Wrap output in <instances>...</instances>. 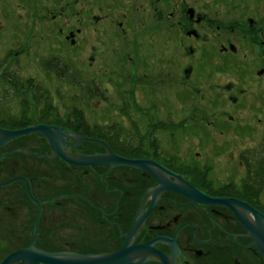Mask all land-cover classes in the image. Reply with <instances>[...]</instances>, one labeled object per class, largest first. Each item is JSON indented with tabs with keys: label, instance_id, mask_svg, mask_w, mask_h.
I'll list each match as a JSON object with an SVG mask.
<instances>
[{
	"label": "rangeland",
	"instance_id": "rangeland-1",
	"mask_svg": "<svg viewBox=\"0 0 264 264\" xmlns=\"http://www.w3.org/2000/svg\"><path fill=\"white\" fill-rule=\"evenodd\" d=\"M60 1L0 0V126L6 128L1 130L13 131L11 128L15 126H48L49 123L61 126L79 113L90 128L104 125L111 128L116 123L133 130L135 125H130L131 120L137 123L144 141L147 140L140 149L148 154L135 153L126 157L113 151L115 155L136 161L151 160L166 169L161 156L165 155L173 160L171 165L183 177L205 192L209 181L215 187H226L225 184L235 179L239 186L243 170L237 162L242 153L257 150L260 145L264 147V75H255L259 68L251 66L240 72L231 71L234 62H228L230 70L215 71L212 64L222 62L216 51L209 54L211 60L208 67H204L202 48L196 49L191 56L187 46L190 40H185L184 45L176 40L174 32L178 28L172 23L178 20L177 15L170 18L165 8L160 17L154 13V7H158V3L152 4L154 0L136 2L140 7L134 8L135 12L141 13L136 15L140 21L135 19L139 30L124 34L118 31L117 37L113 31L109 38L100 34L101 26L107 25L103 20L92 23L93 15H101V2ZM124 2H118L117 19L114 15L110 17L114 25L121 21V14L128 7ZM70 32L75 35L74 45L66 39ZM239 33L241 35L234 36L236 39L241 36L249 39L243 35L245 32ZM255 35L262 39L261 35ZM112 36L115 39L110 44ZM243 37L238 44L240 48ZM135 39L138 43L132 44ZM201 43L196 44L197 47ZM214 45L217 48V44ZM254 49L249 61L258 55L256 49L264 55V49L258 44ZM243 52H239V58ZM190 62L194 63L192 74L184 73ZM7 72L14 76L12 84L16 80L19 88L11 85L12 78ZM99 72L110 75L111 80L105 75L101 77ZM89 87L93 94L91 100L84 95ZM22 90L26 91L24 95ZM132 92L140 107H134ZM231 97H237L235 104ZM152 103L155 107L149 108ZM35 121L39 124L31 125ZM146 127L151 128L147 133ZM8 142L4 152L21 148L16 155L0 163L3 169L0 180L14 175L31 176L17 165L20 161H29L43 164L51 193L57 191L53 192V187L61 189L63 178L71 174L72 178L81 176L82 180L88 177L93 183L96 181L95 167L71 169L58 159L47 162L30 157L37 156L34 154L26 156L24 148L37 154L50 153L43 137L28 134ZM124 143L127 145L128 141ZM106 145L112 149L110 143ZM77 151L92 155L104 152L96 143L83 144ZM14 185L17 184L11 186ZM260 185L264 188V183ZM262 199L264 203V197ZM47 239L51 241V234ZM15 245L16 242L9 240L8 250L0 251V259L12 252ZM91 248L97 249L96 246ZM68 249L69 244L65 243L61 251L68 252Z\"/></svg>",
	"mask_w": 264,
	"mask_h": 264
},
{
	"label": "flooded vegetation",
	"instance_id": "flooded-vegetation-1",
	"mask_svg": "<svg viewBox=\"0 0 264 264\" xmlns=\"http://www.w3.org/2000/svg\"><path fill=\"white\" fill-rule=\"evenodd\" d=\"M95 1L101 2L102 6L99 10L102 16L93 15L92 23L103 20L107 24L103 23L104 25L101 26V35L109 38V34L114 31V35L117 37L118 31L120 34H124L138 29L135 26V19L139 22L140 19L138 20L136 15H141V13L136 14L135 10L137 9L134 8L139 6L136 2L140 3L142 0H125L123 5L127 4L128 7L125 9V13L121 14V21L116 22L115 25L110 17L116 16L115 12L119 8L120 0ZM154 3H158V7H154V13L160 17L163 16L165 8H168L170 18L177 15L178 20L172 23L175 28H178L174 32L177 35L176 40L179 39L180 45H184L185 40H190V44L187 46L191 56L196 49L201 47L204 67H208L211 60L209 54L216 51L215 53L221 56L223 65L220 62L213 63L215 71L230 70L226 63L234 62V68L231 71L240 72L250 69L252 66V69L259 68L256 76L264 75V55L261 56L259 50L256 49L258 55L255 60L249 61V56L254 55L256 44L264 49V32H261L264 30V0H154L152 4ZM80 14L83 16V12ZM144 16L146 17V15ZM141 21L143 22L144 19ZM247 31L251 33H247ZM239 32H245L243 35H247L249 39L243 36L236 39L234 36L241 35ZM255 34L261 35L262 39L258 38V40ZM115 36L111 37L110 44ZM74 37L73 32L66 36L71 45L75 43ZM242 37L243 50L238 45ZM200 42L202 43L197 47L196 44ZM133 43L138 42L135 39ZM214 43L217 44V48ZM240 51H244L242 58L238 57ZM128 60L133 61L130 58ZM198 64H200L199 61ZM192 67H194L193 62L187 64L186 68L188 69L184 70V73L192 74ZM100 74L101 77L105 75L109 81L111 80L110 75ZM90 89L89 87L86 93L89 100L93 96ZM24 94L25 92L22 93V95ZM132 97L134 107H140V103V105L136 104L137 96L134 92H132ZM230 99L234 104L238 100L237 97ZM154 105L152 103L149 108H154ZM35 122L31 125L36 126L38 122ZM48 125L60 127L66 133L73 132L80 137H87L80 135L66 124L58 126L49 123ZM26 127L15 126L11 130L26 129ZM0 129L6 128L0 126ZM29 135L36 138L42 137L38 133ZM71 142L75 143L74 140ZM93 143L98 144L104 152H94L92 155L77 151V148L83 144ZM5 147L0 149V163L6 157L16 155L17 152L12 153L11 151L21 148L4 152ZM23 150L37 155L30 157L42 158L47 162L60 160L54 158L49 161L43 156H49L52 153L50 147L49 154L44 152L37 154L26 148ZM67 151L71 154L87 156L103 155L106 152L99 143L94 141L73 146ZM161 156L165 163L163 166L166 171L168 170V173L158 170V168H153L154 171L162 172L163 177L169 183L178 185L179 180L169 175V171H171L193 186L179 173L178 169L171 165L173 160L165 155ZM60 161L70 165L71 169L95 167L96 181L93 183L88 177H84L82 180L81 176L77 179L76 177L72 178L71 174L63 178L61 189L53 187V192L57 191L51 193L52 187L46 182L43 164H31L29 161L26 163L20 161L17 165L24 168L28 172L27 175L31 176L14 175V177L0 180V184L14 180L0 188L3 191L0 192V251L8 250L9 240L17 243L12 252L0 259V264L13 253L30 249L53 255L54 253H70L93 257L116 253L127 241L126 237L131 233L132 224L137 216H143V220L137 230L132 233L128 240V246L151 242L152 251L147 250L139 255L132 254L129 264H264V256L247 230V224L251 227L258 226L259 216L254 215L253 211L264 215V203L262 202L264 188L245 191L241 185L250 172L253 171L252 174L257 176V171L260 169L264 171V157L239 159L237 166L243 170V175L238 179L239 186L235 184V179H231L225 184L226 187H215L213 182L209 181V185L205 189L206 192L193 186L210 200L217 201L230 197V199L249 205L252 212L244 207L231 208V206L220 203L195 204L175 190H163L158 193L156 189L161 186L159 181L146 170H137L121 165L111 168L107 164L105 166L96 164L94 166H79L66 163L62 159ZM2 172L0 164L1 175ZM12 184L17 185L11 186ZM8 186L11 188L7 189ZM185 199L186 201L183 203L182 200ZM51 201L54 203L49 206L48 203ZM193 208L196 210L192 211ZM238 215L243 219L240 220ZM50 234L52 242L47 239ZM29 235L31 238L27 240ZM65 243L69 244L68 252L61 251ZM93 246H96L97 249H92ZM12 264H26V262L21 260Z\"/></svg>",
	"mask_w": 264,
	"mask_h": 264
},
{
	"label": "water",
	"instance_id": "water-1",
	"mask_svg": "<svg viewBox=\"0 0 264 264\" xmlns=\"http://www.w3.org/2000/svg\"><path fill=\"white\" fill-rule=\"evenodd\" d=\"M32 133H38L40 134L47 142L51 150V154L49 156L43 155L46 157L47 160H51L54 158L62 159L66 163L75 164L79 166H94L96 165H104L107 164L111 168L117 167L118 165L126 166V167H132L134 169H141L146 170L149 173H152L153 176L159 181L160 187L156 189V192L160 193L163 190H170V191H178L183 197H187L192 203H198V204H207V203H220L222 205L231 206V208H235V206L244 207L247 210H250L249 207L243 203L238 202L234 199H218L210 200L204 196L200 192V190L196 188H192L189 183H187L185 180H183L180 176L169 173L170 176H174L177 180H179V184H172L169 183L164 177L162 172H156L153 170V168H158V170L166 171L162 167H160L157 163L153 161H144V160H129V159H123L117 155L114 154L113 150L110 149L105 142L99 140V139H91L87 137H80L73 132L66 133L64 129L53 127V126H43V125H37L36 127L26 128L22 130H15V131H6L0 129V149L5 147L8 141L14 140L15 138L19 136H26V134H32ZM71 140H74L75 143H70ZM97 142L99 143L104 150L106 151L105 154H95L94 156H87V155H80V154H71L69 151H67L68 148H71L73 146L80 145L82 143L87 142ZM19 149H16L18 151ZM16 151H11L12 153H15ZM24 153L33 154L29 151L23 150ZM14 180H11L9 182H12ZM9 182H6L5 184H0V188L6 186ZM10 184V183H9ZM251 212L253 210H250ZM254 215L259 216V222L258 226L251 227L247 224V230L250 232L251 237L254 239V243L257 244V246L260 249L261 254L264 256V215H261L260 213L253 211ZM239 219L242 220L243 218L238 215ZM143 220V216H137L132 224L131 233L126 237L127 241L125 242L124 246L120 249V251L116 253H111L107 256H98L93 257L90 255L82 256V255H74L70 253H54L50 254L47 252H38L37 250H25L20 251L19 253H13L9 256L8 259H6L2 264H12L14 262H19L21 260L25 261L26 264H33V263H49V264H110L112 261H116L118 259L122 258L121 264H129L132 254L139 255L143 252H146L147 250H151L150 244L145 243L142 245H135V246H128V240L131 238L132 233L134 230H137L139 225L141 224ZM262 223V224H261ZM174 246V244H172Z\"/></svg>",
	"mask_w": 264,
	"mask_h": 264
},
{
	"label": "trees",
	"instance_id": "trees-1",
	"mask_svg": "<svg viewBox=\"0 0 264 264\" xmlns=\"http://www.w3.org/2000/svg\"><path fill=\"white\" fill-rule=\"evenodd\" d=\"M7 76H11L12 80L10 81L11 85H15L14 88H19L16 85V80L15 83L12 84L13 82V78L14 76H12V74L10 72H7L6 74ZM9 78V77H8ZM26 92L25 90H22V93ZM86 90L84 95H86ZM126 105V104H125ZM73 110V109H72ZM70 110V111H72ZM75 115V114H74ZM71 121H67L65 124L68 127H71L72 129H75L76 132H78L80 135H85L87 137H91V138H98L101 140H105L107 141V143H110L112 145V149L117 152L120 155H124V156H131L132 154L135 153H139L140 155L148 154L147 151L140 149L142 146V143H146L147 140L145 139L144 141V137L143 135L141 136L139 133V127L137 126V123L135 122H131L130 120V125L134 126L133 130L131 129H127L125 127H123V125L120 124H113L110 127H107V125L104 126H98V127H93L90 128L89 126L86 125V123H83V117L82 114L79 113L78 115L75 116H71ZM150 120H148L147 122H149ZM16 124V123H15ZM148 124V123H147ZM145 124L147 127L148 125ZM17 125V124H16ZM146 127V131L145 133H147V131L149 132L151 130V128L148 130ZM142 134V133H141ZM128 144L126 145L124 142ZM148 143V142H147ZM139 147V148H137ZM264 147H260L257 150H248L247 152L242 153L241 155V159H250V157L252 158H261L264 157ZM132 157V156H131ZM253 172V171H252ZM252 172H250V174H247V178L241 183L242 188L245 191H251L253 189H259L262 188L260 184L264 183V171L262 169H260L259 171H257V176L253 175Z\"/></svg>",
	"mask_w": 264,
	"mask_h": 264
},
{
	"label": "bare ground",
	"instance_id": "bare-ground-1",
	"mask_svg": "<svg viewBox=\"0 0 264 264\" xmlns=\"http://www.w3.org/2000/svg\"><path fill=\"white\" fill-rule=\"evenodd\" d=\"M122 258L121 259H118V260H116V261H112V262H110V264H121L122 263Z\"/></svg>",
	"mask_w": 264,
	"mask_h": 264
}]
</instances>
